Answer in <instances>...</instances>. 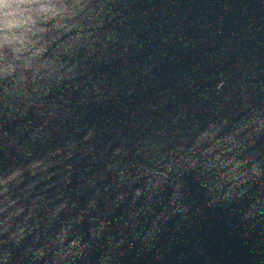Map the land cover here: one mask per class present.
<instances>
[{
    "label": "water",
    "instance_id": "95a60500",
    "mask_svg": "<svg viewBox=\"0 0 264 264\" xmlns=\"http://www.w3.org/2000/svg\"><path fill=\"white\" fill-rule=\"evenodd\" d=\"M114 10L117 15L109 27L116 29L119 39L110 49L112 59L97 61L89 69L100 81L101 93L81 103L83 88L91 86L87 80L77 91H55L49 99L69 98L70 114L57 119V127L49 128L43 140L33 142L30 137L31 129L42 123L35 110L4 125L29 154L0 141V174L43 159L69 141L76 143L70 157L67 148L65 158L49 157L56 161L48 169L51 175L25 171L14 191L25 212L11 219L9 231L33 211L37 196L44 199L36 201L37 213L26 223L39 222L40 227L19 245L0 246L11 249V264H28L31 255L26 257L25 250L41 243L33 240L36 232L52 235L82 215L65 241L67 245L79 237L84 245L71 264H264V213L246 216L253 204L264 200V175L249 179L243 196L226 200L227 185L215 192L206 186L202 159L196 168L177 165L151 197L145 191L134 198L135 188L143 187L148 178L142 175L135 183L125 179L118 186V171L108 169L112 163L162 166L166 160L160 156L182 157L183 152L172 150L180 144L191 147L210 122L228 121L219 138L249 118L254 108H264V0H116ZM221 80L224 84L217 89ZM29 122L28 131H17ZM89 130L93 135L85 140ZM211 144L214 140L202 147ZM245 144L242 151L224 154L229 159L224 161L222 185L242 176L252 163L264 167V135L247 138ZM117 147L124 152L114 157ZM233 155L242 159V167H233ZM243 160L248 162L244 165ZM69 163L71 170L66 168ZM129 172L135 175L136 169L130 167ZM92 179L95 184L89 186ZM119 192L126 195L117 201ZM90 199L97 201L92 209ZM65 200L68 207L45 229L48 210ZM4 215L7 212L0 219ZM101 222L105 227L92 238L91 229ZM54 250L50 245L48 255L33 264H48Z\"/></svg>",
    "mask_w": 264,
    "mask_h": 264
},
{
    "label": "clouds",
    "instance_id": "9594fccd",
    "mask_svg": "<svg viewBox=\"0 0 264 264\" xmlns=\"http://www.w3.org/2000/svg\"><path fill=\"white\" fill-rule=\"evenodd\" d=\"M115 3L116 0H0V141L5 145H16L18 152L28 155L29 148L17 144V136L9 133L4 125L23 120L30 110H35L42 123L38 128L31 129L30 137L33 142L43 140L48 137L49 128L57 127V119L62 120L70 114L69 98L60 95L49 99L55 91L66 87L77 91L81 88L82 81L87 80L91 86L83 88L81 103H88L91 96L101 93V83L89 75V69L97 61L112 59L110 49L119 39L116 29L109 27L112 18L117 15L114 10ZM223 84L224 81L221 80L217 89L222 88ZM244 99H247L246 95ZM227 123V120L210 122L202 128L191 147L185 148L184 144H180L172 150L183 152L182 157L167 159L160 156L161 161L166 160L162 166L149 168L134 163L121 167L119 163H112L108 165V169L118 171V186L122 185L125 179L135 183L142 175L146 176V184L135 188L134 198L140 197L145 191L151 197L152 193L167 181L169 172L177 169V165L185 170L196 168L203 159L202 171L208 175L206 186L209 191L215 192L227 185V190L223 192L224 199H236L245 194L246 189L243 186L249 179L264 175V167L259 163H252L250 169L244 170L242 176H234L222 185L220 178L223 177L226 167L224 161L229 159L225 158L224 154L242 151L246 147L245 139L264 135V108H254L249 118L239 121L230 133L217 138ZM30 128L29 122L28 125L20 126L17 131H28ZM243 132H246L244 138L241 136ZM163 134L165 133H160ZM92 135L93 131L89 130L84 139L88 140ZM213 140L214 144L202 147ZM75 143L69 141L64 147L52 150L43 159H36L24 168L15 167L0 174V214L7 212V215L0 219V245H19L28 234L40 227L39 222L26 223L37 213L36 201L44 199L37 196L32 202L33 211H28L23 217L24 222L16 223L14 230L9 231L11 219L25 212V207L18 203L20 197L14 196L16 186L24 180L25 171L34 176L42 172L51 175L48 169L56 161H50L49 157L65 158L62 156L65 148L66 156L70 157ZM152 146L159 148L158 144ZM123 152L122 147H117L113 156ZM241 160L233 155V167H242ZM243 161L244 165L248 162ZM72 167L71 163L66 165L69 170ZM130 167L136 169L135 175H130ZM43 178L41 176V179ZM34 183L27 184L26 188H33ZM94 184V179L88 181L89 186ZM180 187L181 185H176L177 191ZM125 195V192H119L115 199L123 200ZM68 203L65 200L54 209L48 210L45 229L68 207ZM96 203L95 199H90L88 209L94 208ZM9 208L13 210L8 211ZM257 213H264V200L253 204L246 216L251 217ZM82 219V215L73 217L66 226L52 235L36 232L33 240L41 243L25 250L26 257L31 255L28 264L47 256L50 245L55 246V250L48 264H71V259L80 254L84 245L80 244L79 237L72 239L67 245L65 241L69 229ZM104 227V222H101L92 228V238L99 236ZM11 258V249L0 246V264H11Z\"/></svg>",
    "mask_w": 264,
    "mask_h": 264
}]
</instances>
